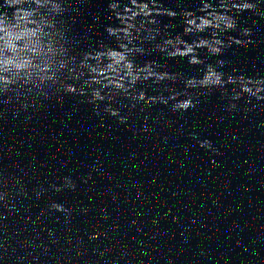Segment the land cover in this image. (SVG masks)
Listing matches in <instances>:
<instances>
[{
  "label": "clouds",
  "instance_id": "9594fccd",
  "mask_svg": "<svg viewBox=\"0 0 264 264\" xmlns=\"http://www.w3.org/2000/svg\"><path fill=\"white\" fill-rule=\"evenodd\" d=\"M261 3H264V0H200V6L197 9H185L177 13L175 10L164 8L162 3H157L156 0H152V8L148 4L130 0L131 7L125 6L122 12L119 3L111 2L108 7L115 13L122 26H107L105 31L110 37L115 38L119 50L106 47L102 51L85 53L83 59L79 62V70L83 75H74L70 79L78 81L85 75L81 69L87 70L89 79L85 83L91 88L90 102L105 100L112 102L116 96L123 95L130 98L133 102L132 107L141 102L145 104L159 102L167 106L171 101V110L173 112H182L195 108L199 104L197 96L209 94L213 89H223L226 85L231 84L233 85L230 97L232 102L228 105V108L232 111L238 110L235 101L242 98L245 94L249 97L260 98L259 94L264 92V79L226 74L219 69L229 63L228 61L218 60L215 64L206 63V58L200 56V50H205L208 58H210L212 56H221L233 44L244 46L252 43L251 39H247L252 35V29L248 27L239 29L238 37L227 35L225 38V36L227 33L237 31L238 18L244 12L250 11L264 16V11L259 10ZM153 12L156 15H166L172 19L179 14L183 17L184 24L182 34L162 38L160 42L155 44V49L165 54L168 59L180 58L183 60L187 58L189 66L202 65L203 67H197V72L202 73L201 75L183 77V90L164 85L163 88L159 89V95L146 98L145 89L136 87L138 83L151 80L157 86L163 84L164 81H171L175 84L181 75L159 70L164 65L155 61L146 62L143 66L137 65L135 62L134 57L145 52L142 46H137L134 43L141 30L147 33L145 39L149 41L154 40L161 34L160 22L155 18L149 19V17L153 16ZM137 17L144 18L140 21L139 26L135 23ZM145 22L155 25V27L149 28ZM169 27L170 25H165V29ZM204 33H208V35H201ZM183 36H193L195 38L189 42L183 39ZM129 45L132 46L130 47ZM90 61L94 63H90ZM103 64H107L113 69L114 75L111 78L106 77L101 80L94 75L96 70ZM75 68L73 67L74 70ZM93 85H99V87H92ZM103 89H108L110 94L102 95ZM197 89L205 91L197 93L191 91ZM78 90L77 86L65 83L63 91L74 93ZM163 92H167L168 96L165 97ZM105 110L111 115H118V110H114L110 105ZM124 119V117H121L122 122ZM144 131H147V128ZM200 146L215 151L210 140L201 141ZM62 187L74 189L75 185L70 178L65 177ZM61 190V187H56L57 192ZM39 194L38 192L37 195L39 196ZM51 208L57 211H67L63 208V205L56 203L52 204Z\"/></svg>",
  "mask_w": 264,
  "mask_h": 264
}]
</instances>
